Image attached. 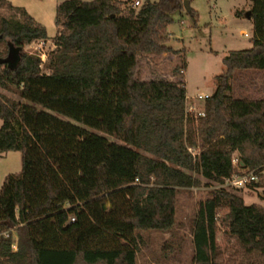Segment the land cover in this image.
I'll return each instance as SVG.
<instances>
[{"label": "trees", "instance_id": "trees-1", "mask_svg": "<svg viewBox=\"0 0 264 264\" xmlns=\"http://www.w3.org/2000/svg\"><path fill=\"white\" fill-rule=\"evenodd\" d=\"M184 1H65L46 62L21 53L16 69L0 65V89L23 101L0 93V155L21 154L20 173L0 188V264H136L137 232L173 228L193 173L220 186L252 171L248 187L264 189V99L231 96L235 71H264V0H251V48L223 58L204 115L186 119L182 80L137 75L141 56L171 51L167 28ZM1 9L10 14L0 16V59L9 43L48 39L25 10L7 0ZM218 223L232 241L224 264H264V207L223 188L198 204L191 264H222Z\"/></svg>", "mask_w": 264, "mask_h": 264}, {"label": "rangeland", "instance_id": "rangeland-1", "mask_svg": "<svg viewBox=\"0 0 264 264\" xmlns=\"http://www.w3.org/2000/svg\"><path fill=\"white\" fill-rule=\"evenodd\" d=\"M7 1L12 6L25 10L35 23L45 28L48 39L34 41L24 46L22 53L37 54L43 62H46L48 54L55 49L53 39L61 30L56 23V9L61 3L69 0ZM79 1L91 2L93 0ZM130 1L133 3L135 0ZM139 1L141 4L144 2V0ZM150 1L157 2L158 0ZM251 7V0H191L189 9L197 14L196 26L186 10L174 13L173 22L167 28V46L171 51L161 55L141 56L137 69L139 79L143 81L182 80L188 97L186 105L202 111L204 101L196 98L210 96L214 92L215 77L224 70L223 58L230 52L248 50L252 46V24L246 16ZM9 14L10 12L6 9L0 10V16ZM176 68L180 72L175 77ZM44 72H46L45 69H43ZM231 88V96L234 99H264V71H235L231 80ZM0 93L23 102L18 96L1 89ZM59 118L67 121L65 118ZM1 125L0 120V127ZM89 131L98 134L92 130ZM104 137L109 141L119 143L112 137ZM233 158L237 159L236 154H233ZM20 171V152L11 151L1 154L0 188L8 175H16ZM192 176L199 183L194 188L179 190L175 200L173 228L167 232H137L136 264H191L194 255L193 222L197 207L200 202H204L209 197L213 189L223 188L241 197L246 205L254 204L264 207V189H252L248 186L244 189H236L229 183L219 186L206 181L199 174L193 173ZM223 232V227L218 223L215 253L221 256L222 264L227 260L232 249V241L227 240ZM249 260L254 264L257 263L254 256Z\"/></svg>", "mask_w": 264, "mask_h": 264}, {"label": "built area", "instance_id": "built-area-1", "mask_svg": "<svg viewBox=\"0 0 264 264\" xmlns=\"http://www.w3.org/2000/svg\"><path fill=\"white\" fill-rule=\"evenodd\" d=\"M140 6H141V3L139 0L133 1L132 5H131L132 8H137ZM244 35L247 36L246 34H244ZM208 97L209 96H198L196 99L199 101H204ZM187 100H188V97L186 96V102H187ZM188 115H193L195 117H202L204 114H203V110L197 111L191 105H186L185 112L180 117L186 119V117ZM189 151H191V150H189ZM232 164H233V166H238V161L236 159H234L232 161ZM262 174L264 175V172ZM257 181H258V176L256 175V173H254L252 171H247V172H243V174H241V175L233 176L230 180L225 181V183L226 184L229 183L230 185H232L236 189H244L248 186L249 183L257 182ZM73 221H74V219L70 218V222H73ZM3 236L8 237V233H4ZM12 249L14 251H16V245L15 244L12 245Z\"/></svg>", "mask_w": 264, "mask_h": 264}, {"label": "water", "instance_id": "water-1", "mask_svg": "<svg viewBox=\"0 0 264 264\" xmlns=\"http://www.w3.org/2000/svg\"><path fill=\"white\" fill-rule=\"evenodd\" d=\"M184 8L186 11L189 10V2L187 0L184 1ZM249 15H250V12L246 14L248 19H249ZM21 53H22L21 48L15 47L13 44L9 43L7 55L5 58L0 59V65H5L10 70L16 69L20 61Z\"/></svg>", "mask_w": 264, "mask_h": 264}]
</instances>
